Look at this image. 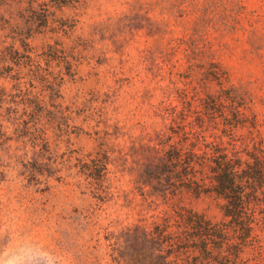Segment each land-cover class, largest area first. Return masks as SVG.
Returning a JSON list of instances; mask_svg holds the SVG:
<instances>
[{
	"label": "rangeland",
	"instance_id": "obj_1",
	"mask_svg": "<svg viewBox=\"0 0 264 264\" xmlns=\"http://www.w3.org/2000/svg\"><path fill=\"white\" fill-rule=\"evenodd\" d=\"M10 50L0 58V264H118L107 231L167 211L128 174L108 173L113 194L93 196L79 164L99 142L155 143L170 128L182 141L196 123L229 153L264 140V0H0V57ZM261 189L245 234L222 200L185 196L225 235L182 264H264Z\"/></svg>",
	"mask_w": 264,
	"mask_h": 264
},
{
	"label": "trees",
	"instance_id": "obj_2",
	"mask_svg": "<svg viewBox=\"0 0 264 264\" xmlns=\"http://www.w3.org/2000/svg\"><path fill=\"white\" fill-rule=\"evenodd\" d=\"M67 1L77 0H58V3ZM15 52L18 51L1 53L0 58L7 54L13 57ZM209 64L208 73L218 78L215 62ZM211 102L205 104L209 111ZM200 130L197 123L191 124L184 131L182 141L172 140L174 130L170 128L167 139H158L155 143L101 147L99 142L87 160L80 162L82 173L94 182L95 198L103 200L113 194L112 182L106 177L111 172L115 177L128 174L141 194L149 192L167 201V211L159 219L107 231L105 239L116 263L182 264L189 261L191 252L207 255L209 242L224 237L225 231L203 213L182 204L185 196L213 195L222 200L220 208L225 217L244 234L251 230L244 216L247 209L260 201L258 194L264 185V158L260 152L264 140L259 146L254 145L253 151L242 149L229 153L223 146L206 141ZM244 151L245 157L241 155Z\"/></svg>",
	"mask_w": 264,
	"mask_h": 264
}]
</instances>
